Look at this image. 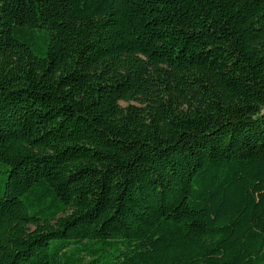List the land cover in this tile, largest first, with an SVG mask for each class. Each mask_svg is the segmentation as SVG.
<instances>
[{"label":"trees","instance_id":"1","mask_svg":"<svg viewBox=\"0 0 264 264\" xmlns=\"http://www.w3.org/2000/svg\"><path fill=\"white\" fill-rule=\"evenodd\" d=\"M0 264H264V0H0Z\"/></svg>","mask_w":264,"mask_h":264}]
</instances>
